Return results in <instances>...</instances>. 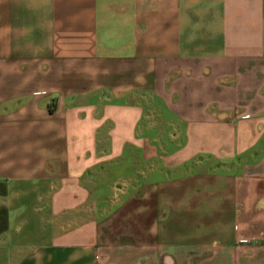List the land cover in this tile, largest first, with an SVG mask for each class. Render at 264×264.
Segmentation results:
<instances>
[{"label":"crops","instance_id":"crops-1","mask_svg":"<svg viewBox=\"0 0 264 264\" xmlns=\"http://www.w3.org/2000/svg\"><path fill=\"white\" fill-rule=\"evenodd\" d=\"M0 264H264V0H0Z\"/></svg>","mask_w":264,"mask_h":264},{"label":"rangeland","instance_id":"rangeland-1","mask_svg":"<svg viewBox=\"0 0 264 264\" xmlns=\"http://www.w3.org/2000/svg\"><path fill=\"white\" fill-rule=\"evenodd\" d=\"M172 133V131H166L165 133H164V138L165 139H168V138H170V135L169 134H171ZM152 134H155V132H152ZM151 135V134H150ZM119 186H122L120 183H118L117 184V187H119Z\"/></svg>","mask_w":264,"mask_h":264}]
</instances>
